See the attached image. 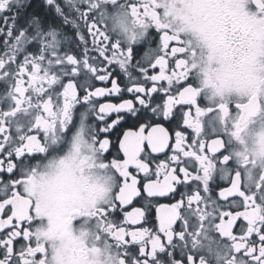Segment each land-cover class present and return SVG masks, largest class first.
Here are the masks:
<instances>
[{
  "label": "snow or ice",
  "instance_id": "1",
  "mask_svg": "<svg viewBox=\"0 0 264 264\" xmlns=\"http://www.w3.org/2000/svg\"><path fill=\"white\" fill-rule=\"evenodd\" d=\"M0 264H264V0H0Z\"/></svg>",
  "mask_w": 264,
  "mask_h": 264
}]
</instances>
